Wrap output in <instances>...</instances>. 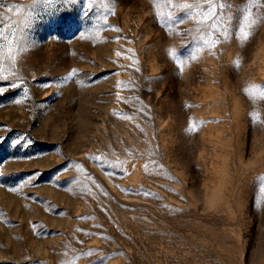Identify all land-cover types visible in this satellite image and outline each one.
<instances>
[{
	"label": "rangeland",
	"instance_id": "374dc122",
	"mask_svg": "<svg viewBox=\"0 0 264 264\" xmlns=\"http://www.w3.org/2000/svg\"><path fill=\"white\" fill-rule=\"evenodd\" d=\"M228 3L0 0V264H264V0Z\"/></svg>",
	"mask_w": 264,
	"mask_h": 264
},
{
	"label": "snow or ice",
	"instance_id": "6c2138e0",
	"mask_svg": "<svg viewBox=\"0 0 264 264\" xmlns=\"http://www.w3.org/2000/svg\"><path fill=\"white\" fill-rule=\"evenodd\" d=\"M45 2L49 5H53L56 3H61L63 5H72L73 3L76 2V0H45ZM208 3L212 4V5H218V7L221 10H224L228 7H230L231 5L228 3V0H208ZM216 13L213 12L212 17H210L209 19H212L213 23H215V17H216ZM227 19L229 21H231L232 17L228 16ZM239 31L242 34V38L244 41H246L247 39H249V34L247 32H244L243 28H240ZM11 86V85H10ZM262 180H264V177L261 178ZM262 192H264V188L261 189Z\"/></svg>",
	"mask_w": 264,
	"mask_h": 264
}]
</instances>
